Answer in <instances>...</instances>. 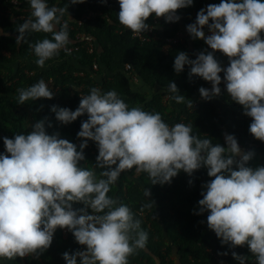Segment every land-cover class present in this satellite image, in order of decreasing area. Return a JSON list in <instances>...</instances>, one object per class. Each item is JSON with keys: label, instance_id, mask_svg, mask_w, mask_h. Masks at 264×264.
I'll return each mask as SVG.
<instances>
[{"label": "clouds", "instance_id": "9594fccd", "mask_svg": "<svg viewBox=\"0 0 264 264\" xmlns=\"http://www.w3.org/2000/svg\"><path fill=\"white\" fill-rule=\"evenodd\" d=\"M83 2L72 0V4ZM118 2L119 23L134 34L150 31L147 21L153 16L166 23L178 22L181 17L177 11L193 5V0ZM29 4L31 18L17 29L16 44L24 40L26 32L51 33V39L33 45L35 63L43 68L61 49L70 53L66 47L71 42L67 22L57 30L68 9L50 8L45 0H29ZM186 31L193 39L204 40L213 51H201L195 59L178 52L174 71L179 74L188 65L190 80L197 76L210 82L211 89L199 88L205 101L220 95L223 72L227 95L242 106L243 115L251 118L250 134L264 142V0L209 4L198 11ZM217 51L228 57L226 68L215 58ZM49 84L41 79L28 88H18L17 103L53 99L55 92ZM167 91L180 92L175 82H169ZM170 99L183 103L185 96ZM188 106L193 107L191 100ZM50 110L63 125L87 114L77 133L82 141L79 151L76 144L60 138L59 132H46V123L52 127L47 117L33 124L27 134L3 138L6 154H0V258L31 255L39 259L51 247L56 230L67 229L86 250L64 252L66 264H78V258L79 264H128L129 256L146 248L149 237L132 210L108 195L111 186L124 171L133 168L137 173H147L152 185H164L171 184L181 171L191 177L203 167L213 179L202 185L205 191L195 214L208 213L207 227L222 246H247L257 264H264V166H249L254 152H242L234 135L224 134L226 147L213 144L209 138L193 135L191 124L169 126L161 113L129 108L116 91L102 93L96 87L90 94L80 95L74 111L57 105ZM88 141L98 147L96 165L104 169L99 179L94 169L80 164L85 160ZM144 195L151 196L149 188ZM148 201L141 212L154 207V201ZM77 203L84 207L74 208ZM231 255L239 264L247 261V256L235 251Z\"/></svg>", "mask_w": 264, "mask_h": 264}, {"label": "trees", "instance_id": "16d2710c", "mask_svg": "<svg viewBox=\"0 0 264 264\" xmlns=\"http://www.w3.org/2000/svg\"><path fill=\"white\" fill-rule=\"evenodd\" d=\"M10 1L0 0V154H6L4 137L27 134L33 124L45 117L52 124V127H48L46 123V132L49 135L59 132L60 138L76 144L79 151L82 141L77 138V133L87 114L63 125L55 119L50 109L57 105L74 111L80 103L79 93L88 95L90 89L96 87L102 93L116 91L129 108L140 107L148 112L161 113L169 126L185 117L184 124L192 125L193 135L201 139L209 138L213 144L226 147L224 134L234 135L243 152H254L249 166H264V142L250 134L251 118L243 115L242 106L227 95L225 85L219 96L210 101L203 100L191 113L187 110L189 100L193 102L200 97L199 88L205 87L207 81L197 76L190 80L188 65L177 74L173 67L174 59L180 51L195 59L196 54L207 51L204 40L193 39L188 34L190 42L172 45L166 52L162 50L164 40L173 38L180 30L181 23L191 24L201 8L219 4L221 0H193L192 6L177 11L181 18L175 23H166L160 18L154 25L155 16L150 17L147 23L154 25L155 38L151 35L146 42L133 38L132 32L119 23L118 0H107L106 3L103 0H84L78 4H72V0H45L50 8L68 9L57 30L66 21L71 41L66 47H76L77 50L71 53L61 50L58 56L46 61L43 68L35 63L37 57L33 45L42 39H51L52 34L26 32L24 40L17 45V29L25 21L11 20L6 10L10 9L15 16L31 18V8L29 0H16V6H12ZM88 14L91 17L82 19ZM79 21L80 25L77 24ZM78 33L94 39L95 53L86 52L82 42L76 39ZM93 62L98 65L96 72L92 71ZM125 63L131 64V72H124ZM132 74L136 76L138 84L131 80ZM41 79L51 82L49 89L55 92L54 98L18 104L17 89L28 88ZM169 82H175L180 92H168ZM167 95L169 100L164 102L163 97ZM174 95H184L185 101L177 103L170 99ZM84 155L81 166L94 169L99 179L104 169L96 165L98 147L95 142L88 141ZM211 179L203 167L191 177L181 171L171 184L164 185H152L148 174L137 173L135 168L120 175L108 195L132 210L135 218L142 221L141 228L149 237L146 248L129 256L128 264H239L232 258V251L247 256L245 264H257L247 246L230 249L228 245H221L220 239L207 227V212L195 214L199 210L198 201L203 198L201 192L205 191L202 185ZM189 180H192V184H189ZM147 188L151 191L148 198L144 195ZM148 199L154 201V207L144 208L141 212ZM73 207L81 208L84 205L77 203ZM88 211L90 213L91 209ZM53 239L55 248L51 245L39 259L31 256L24 260V264H66L62 258L64 252L72 254L86 250V246L75 241L70 231L66 237H62L61 229H57ZM172 251L175 253L174 261L171 259ZM225 251L229 253L227 256L218 255ZM2 264H20L19 257L13 260L2 258Z\"/></svg>", "mask_w": 264, "mask_h": 264}, {"label": "built area", "instance_id": "2783aa9c", "mask_svg": "<svg viewBox=\"0 0 264 264\" xmlns=\"http://www.w3.org/2000/svg\"><path fill=\"white\" fill-rule=\"evenodd\" d=\"M10 3L12 4V6H16L17 5V1L16 0H11ZM6 13L8 14V16L10 17L11 20L20 19V20L26 21V20L29 19L28 17H26L24 15H18V16L13 15L11 13L10 9H7L6 10ZM89 17H91V14H88L87 16H84L82 19H87ZM159 19L160 18H155L154 25L157 24V22L159 21ZM194 22H192V23H194ZM77 24L80 25V21ZM154 25H150V27L152 28L150 31L143 32V33H140V34H134V33H132V37L133 38H137L140 42H146V41H148L151 38V35H154V38H155V34H153V31H154V28H155ZM187 25H189V24H186V26ZM186 26H185V28H186ZM205 27L206 28H204L203 30L205 32V36H208V35H210V32H209L207 26H205ZM187 36L189 38V35H188L187 31L186 30L183 31V30L180 29L173 38H167V39L164 40V45L162 47V50L164 52H166L172 45H175V44L182 43V42L186 41L185 39H186ZM76 39H78L80 42H82V44L86 48V52L88 54L95 53L96 49L94 47V39L91 36H89L87 34H84V33H78V34H76ZM68 49L70 50V53L77 50L76 47H71V48H68ZM61 50L64 51V49H61ZM225 59L226 60L222 64V67H224V68H226L227 66H229L228 57H226ZM128 65L131 66L130 63L123 64V70L126 73H129L132 70V66L129 67ZM97 70H98V65H97L96 62H93V64H92V71L93 72H96ZM220 75L222 77V83L220 85V88H222L224 86V83H223V72ZM131 80L134 81V82L137 81V78H136V76L134 74H132ZM46 83H50L48 85V87L51 88V82L48 81ZM205 88L211 89V83L210 82H206ZM80 95L81 96H84L82 93H79V98H80ZM163 100H165V101L169 100V96L168 95L167 96H164L163 97ZM201 102H203V99H201V97H198L196 100L193 101V107L187 106V110L191 113L195 108H197V106ZM184 118L185 117H181L179 120H177L175 122V124L176 123H184ZM89 214H91V212ZM68 232L69 231L67 229H61V235H62V237H66L68 235Z\"/></svg>", "mask_w": 264, "mask_h": 264}, {"label": "crops", "instance_id": "0c3cea01", "mask_svg": "<svg viewBox=\"0 0 264 264\" xmlns=\"http://www.w3.org/2000/svg\"><path fill=\"white\" fill-rule=\"evenodd\" d=\"M185 26H186V24H183V23H181L180 24V29L181 30H186V28H185ZM0 31H1V29H0ZM190 38V37H189ZM188 38V36L186 37V41H188V42H190V39ZM206 46H207V48H206V52H211V51H213L211 48H209V46L206 44ZM214 55H215V58L221 63V65L224 63V61L226 60L225 58H226V56L224 55V54H222V53H220V52H214ZM242 150V152H243V149H241ZM237 159H239V157H237ZM53 248H55V243H54V239H53ZM55 252V251H54ZM29 257H31V255L30 256H28V257H25V258H19V263L20 264H24V260L26 259V258H29ZM60 263V262H59ZM0 264H2V258H0Z\"/></svg>", "mask_w": 264, "mask_h": 264}, {"label": "rangeland", "instance_id": "374dc122", "mask_svg": "<svg viewBox=\"0 0 264 264\" xmlns=\"http://www.w3.org/2000/svg\"><path fill=\"white\" fill-rule=\"evenodd\" d=\"M133 82H134V81H133ZM134 83H137V84H138V81H136V82H134ZM164 102H165V100H164ZM158 220H159V218H158ZM174 254H175L174 251H172L171 259H172L173 261H174V259H176Z\"/></svg>", "mask_w": 264, "mask_h": 264}]
</instances>
